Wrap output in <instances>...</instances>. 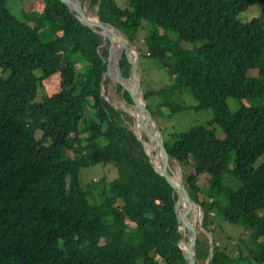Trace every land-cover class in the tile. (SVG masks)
<instances>
[{"label":"trees","instance_id":"16d2710c","mask_svg":"<svg viewBox=\"0 0 264 264\" xmlns=\"http://www.w3.org/2000/svg\"><path fill=\"white\" fill-rule=\"evenodd\" d=\"M8 1L0 0V264H188L177 245L171 186L149 162L129 112L105 98L109 41L60 0H42L30 20L15 16ZM125 1L122 8L116 0H89L87 8L120 29L142 60L165 69L177 62L178 79L157 90L143 87L153 118L213 110L204 125L165 136L161 130L169 168L180 169L212 234L208 264H264V219L254 211H264V161L255 165L264 154V0ZM253 5L255 17L237 18ZM49 43L58 44L64 65ZM120 72L128 76L124 54ZM56 73L59 90L36 100ZM113 86L132 104L120 84ZM228 97L239 100L237 111ZM97 165L116 175L85 178L90 171L83 170ZM199 175H210L203 186ZM224 222L248 238H232ZM225 239L237 242L233 255ZM208 250L200 231L197 264H206Z\"/></svg>","mask_w":264,"mask_h":264},{"label":"water","instance_id":"95a60500","mask_svg":"<svg viewBox=\"0 0 264 264\" xmlns=\"http://www.w3.org/2000/svg\"><path fill=\"white\" fill-rule=\"evenodd\" d=\"M60 1L74 13L75 17L83 25L93 29V31L102 36L103 40L109 41L107 69L102 76L101 83L103 84L105 74H109L112 66L111 62L114 60L116 71L113 80L129 93L134 106V113H129L132 118V131L135 134V128H138L140 135L136 136L145 145L149 162L171 186L174 199L173 209L180 232L177 237V245L186 257L188 264H197L196 238L201 230L205 231L209 239V250L206 260V264H208L212 253V234L202 226V214L199 204L190 197L179 175L169 168L168 144L163 137L162 131L154 122L149 102L144 95L141 57L138 50L129 42L120 29L111 23L100 20L97 15H92L77 0ZM123 54L127 59V77H123L120 72V59ZM182 203H184L183 209L181 207ZM189 215H191L190 219Z\"/></svg>","mask_w":264,"mask_h":264},{"label":"rangeland","instance_id":"374dc122","mask_svg":"<svg viewBox=\"0 0 264 264\" xmlns=\"http://www.w3.org/2000/svg\"><path fill=\"white\" fill-rule=\"evenodd\" d=\"M77 1L80 2L88 10L87 7L89 6V0H77ZM116 2L122 8L128 7L127 5L128 3L125 0H116ZM7 5H8L9 10L15 16H17L18 18L22 20H30L31 18L38 15L43 9L42 0H9ZM89 12L92 15H97L96 14L97 8L92 7ZM258 12H259V6L253 5L249 7L248 9H246L245 11L240 12L237 18L242 21H248L252 17H255L258 14ZM144 33H145L144 29L138 31L137 35L140 39V42L145 35ZM170 36L173 37L174 39L176 38L175 34L172 32H170ZM53 43H49L48 47L51 49L55 57H57L59 64L64 65L65 64L64 56L61 50H59L58 44L56 43L52 45ZM181 44L185 48H192L193 46L197 45V44H192V43L185 42V41H182ZM111 63H112V66H111V70L109 74H105V77H107L111 83V85L109 84L108 94L105 95V98L108 99L114 105L128 111L130 114L134 113L133 104H127L124 100H122L118 92H116L115 87L113 86V84H116V82H114L113 80V77L115 76L116 63L114 62V60H112ZM171 65L172 67L167 68V69L159 68V65L152 58L145 57L142 60V67H141V70L143 69L142 77H144L143 87L148 90H157L158 88L164 86L169 80L178 79L181 76L179 72L178 64L177 62L176 63L174 62ZM82 66H84L82 62L75 65V69L77 73L83 70ZM59 82H60L59 74L57 73L46 78L42 82L43 89L39 90L36 100L39 101L43 98L44 95H51L57 92L60 88ZM185 92L188 93L189 90L185 89ZM186 100L187 101L191 100V95L188 94V97L186 98ZM242 102L244 104H248L249 100H242ZM227 103H228V106L231 112L237 111V109L240 107L239 100H237L234 97H228ZM163 111H164V115H166L169 112L168 108L166 107H163ZM212 117H213V110L211 108H206V109H201L198 111L186 110L181 113L177 112L168 121H165L166 117L161 118V117L155 116V118L153 119H154L156 126L160 130L163 129V134L165 136V134L166 133L168 134L169 132H173V131L180 132V131L190 129L197 125H204ZM211 127L213 128L214 133L217 137L219 138L223 137L224 135L223 130L218 124H214ZM135 134L137 136L140 135V131L138 130L137 127L135 128ZM262 161H264V154L261 155L255 161V165H258ZM101 168L103 169L104 167H102L101 165H97V166H94L88 169H84L83 170L84 172L90 171L89 175L85 173V178L93 177L94 179H99L100 177L104 176L106 180H111L116 175L115 170L111 167H106L103 169V171H101ZM173 172L177 173L180 177V169L178 167H175ZM208 178H210V175H205V176L199 175L198 176L199 185L201 186L205 185L207 181L206 179ZM208 195H210V192L208 193ZM181 207L182 209L184 208V203H182ZM254 211L256 212L257 216L260 219H264V211L262 209L255 208ZM190 218H191V215H189V219ZM222 228L226 234H230L232 238L234 239L237 238L238 233H242L243 239L248 238V233L245 232L243 228L240 226L231 225L229 223L224 222L222 223ZM222 244L226 245L227 252L230 253L231 255H233L238 249L237 242L233 240L225 239V241Z\"/></svg>","mask_w":264,"mask_h":264},{"label":"bare ground","instance_id":"6f19581e","mask_svg":"<svg viewBox=\"0 0 264 264\" xmlns=\"http://www.w3.org/2000/svg\"><path fill=\"white\" fill-rule=\"evenodd\" d=\"M116 71V70H115ZM183 182V181H182Z\"/></svg>","mask_w":264,"mask_h":264}]
</instances>
